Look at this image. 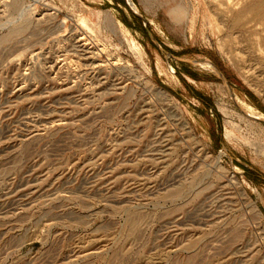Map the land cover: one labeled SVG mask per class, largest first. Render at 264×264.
<instances>
[{
    "label": "rangeland",
    "instance_id": "374dc122",
    "mask_svg": "<svg viewBox=\"0 0 264 264\" xmlns=\"http://www.w3.org/2000/svg\"><path fill=\"white\" fill-rule=\"evenodd\" d=\"M0 264H264V0H0Z\"/></svg>",
    "mask_w": 264,
    "mask_h": 264
},
{
    "label": "water",
    "instance_id": "95a60500",
    "mask_svg": "<svg viewBox=\"0 0 264 264\" xmlns=\"http://www.w3.org/2000/svg\"><path fill=\"white\" fill-rule=\"evenodd\" d=\"M144 25H145V28H146V30H147V32H148V35H149L150 39L152 40V42H153V43L159 48V50L164 54V53H165L164 49L160 46V44H159L158 41L155 39V37L153 36V34L149 31L147 25H146V24H144ZM211 66H212V68H213V69H214V70H215V71L221 76V78L223 79L221 72L216 68V66L213 65V64H211ZM223 80H224V79H223ZM224 81H225V80H224ZM226 86H227V88H229L227 84H226Z\"/></svg>",
    "mask_w": 264,
    "mask_h": 264
},
{
    "label": "bare ground",
    "instance_id": "6f19581e",
    "mask_svg": "<svg viewBox=\"0 0 264 264\" xmlns=\"http://www.w3.org/2000/svg\"><path fill=\"white\" fill-rule=\"evenodd\" d=\"M241 14L243 15V13H241ZM242 15H241V16H242ZM240 18H241V17H240ZM238 20H239V19H238Z\"/></svg>",
    "mask_w": 264,
    "mask_h": 264
}]
</instances>
